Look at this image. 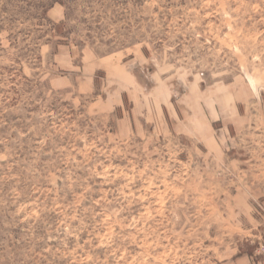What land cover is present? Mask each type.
I'll return each mask as SVG.
<instances>
[{
    "label": "rangeland",
    "instance_id": "rangeland-1",
    "mask_svg": "<svg viewBox=\"0 0 264 264\" xmlns=\"http://www.w3.org/2000/svg\"><path fill=\"white\" fill-rule=\"evenodd\" d=\"M261 245L264 0H0V264Z\"/></svg>",
    "mask_w": 264,
    "mask_h": 264
},
{
    "label": "built area",
    "instance_id": "built-area-1",
    "mask_svg": "<svg viewBox=\"0 0 264 264\" xmlns=\"http://www.w3.org/2000/svg\"><path fill=\"white\" fill-rule=\"evenodd\" d=\"M263 248H264V246L263 245H261ZM264 251V250H263ZM253 264H264V257L262 258V259H257V260H255V261H253Z\"/></svg>",
    "mask_w": 264,
    "mask_h": 264
},
{
    "label": "trees",
    "instance_id": "trees-1",
    "mask_svg": "<svg viewBox=\"0 0 264 264\" xmlns=\"http://www.w3.org/2000/svg\"><path fill=\"white\" fill-rule=\"evenodd\" d=\"M60 3L62 4V2L60 1Z\"/></svg>",
    "mask_w": 264,
    "mask_h": 264
}]
</instances>
